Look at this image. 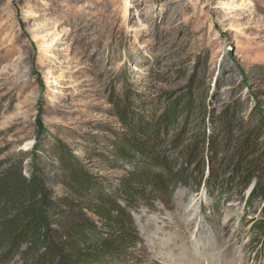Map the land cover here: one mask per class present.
I'll list each match as a JSON object with an SVG mask.
<instances>
[{
	"label": "rangeland",
	"instance_id": "obj_1",
	"mask_svg": "<svg viewBox=\"0 0 264 264\" xmlns=\"http://www.w3.org/2000/svg\"><path fill=\"white\" fill-rule=\"evenodd\" d=\"M186 98L165 130L167 193L131 210L137 244L110 264H264V172L241 166H264V0H0V172L43 171L57 197L64 158L115 189L114 132ZM237 116L262 125L255 154L217 148L221 134L246 146Z\"/></svg>",
	"mask_w": 264,
	"mask_h": 264
},
{
	"label": "trees",
	"instance_id": "obj_2",
	"mask_svg": "<svg viewBox=\"0 0 264 264\" xmlns=\"http://www.w3.org/2000/svg\"><path fill=\"white\" fill-rule=\"evenodd\" d=\"M189 98L178 101L175 110L169 109L166 116H152L132 129L128 127L129 131L114 132L111 142L115 162L110 161V165L128 172L115 189L102 190L92 183L80 164H70L64 158L59 163L58 182L65 192L57 197L43 187L42 182H48V178L42 181L38 177L43 171L25 173L20 163L1 171L0 264L11 261L17 254L26 262L29 260L28 264L126 262L129 250L137 244L131 210L138 205L149 206L159 194L167 193L171 181L166 177L170 162L164 148L165 130L173 124L177 114L189 118L188 112L192 109ZM119 113L122 115V111ZM225 123L228 121L223 125ZM226 126L228 131L240 128L246 146L242 147L238 139L227 140V135L221 134L216 141L218 149L234 145L238 149L234 150V155H241L239 151L243 148L249 150V154L258 151L255 130L261 124L243 126L237 116ZM183 133L184 130H180L171 140L178 149H182ZM186 147L188 149L182 152L188 165L193 163V143ZM229 163L230 160L227 165ZM241 166L246 172L258 175L264 172L259 157L241 160Z\"/></svg>",
	"mask_w": 264,
	"mask_h": 264
},
{
	"label": "bare ground",
	"instance_id": "obj_3",
	"mask_svg": "<svg viewBox=\"0 0 264 264\" xmlns=\"http://www.w3.org/2000/svg\"><path fill=\"white\" fill-rule=\"evenodd\" d=\"M189 260H190V257H189ZM210 261H212V260H208V263H206V264H218L217 261H212V262H210ZM202 264H204V263H202ZM231 264H233V262Z\"/></svg>",
	"mask_w": 264,
	"mask_h": 264
}]
</instances>
